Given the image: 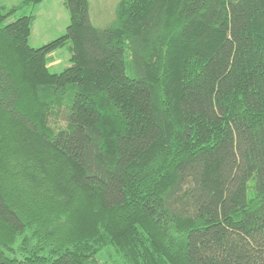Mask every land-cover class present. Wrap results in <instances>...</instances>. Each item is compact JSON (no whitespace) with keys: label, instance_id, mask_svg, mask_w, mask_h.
<instances>
[{"label":"trees","instance_id":"16d2710c","mask_svg":"<svg viewBox=\"0 0 264 264\" xmlns=\"http://www.w3.org/2000/svg\"><path fill=\"white\" fill-rule=\"evenodd\" d=\"M42 1L0 6V264H264V0H63L34 48Z\"/></svg>","mask_w":264,"mask_h":264},{"label":"rangeland","instance_id":"374dc122","mask_svg":"<svg viewBox=\"0 0 264 264\" xmlns=\"http://www.w3.org/2000/svg\"><path fill=\"white\" fill-rule=\"evenodd\" d=\"M24 0H0V6L10 9L20 5ZM119 0H90V15L92 22L99 27H103L113 18ZM34 15L32 35L29 44L34 48H39L61 36H63L70 24V13L63 0H43L36 6H29L19 13ZM69 52L67 48L59 49L49 56L51 71L61 72L69 66ZM59 125H65L60 121ZM100 260L104 264H109L104 254Z\"/></svg>","mask_w":264,"mask_h":264}]
</instances>
